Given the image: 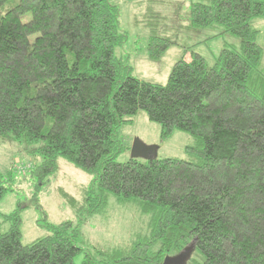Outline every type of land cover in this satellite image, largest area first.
Masks as SVG:
<instances>
[{
    "label": "trees",
    "instance_id": "obj_1",
    "mask_svg": "<svg viewBox=\"0 0 264 264\" xmlns=\"http://www.w3.org/2000/svg\"><path fill=\"white\" fill-rule=\"evenodd\" d=\"M153 8L143 21L149 59L184 49L164 85L135 77L128 58L117 56L128 35L112 0H20L0 15V144L23 143L42 159L32 168L37 185L57 172L60 157L94 175L83 190L89 213L113 195L152 216L149 238L108 261L85 254L78 263V225H48L50 235L25 245L16 210L0 233V264H162L193 242L200 264H264V52L252 25L264 17V0H190L179 30L198 37L191 47L170 31L157 34L165 16ZM205 30L216 34L201 41ZM228 34L239 45L227 43L214 66L195 51L186 58L190 48ZM139 111L161 126L162 140L190 134L187 152L196 161H117L127 149L119 130ZM9 182L0 173V202Z\"/></svg>",
    "mask_w": 264,
    "mask_h": 264
},
{
    "label": "rangeland",
    "instance_id": "obj_2",
    "mask_svg": "<svg viewBox=\"0 0 264 264\" xmlns=\"http://www.w3.org/2000/svg\"><path fill=\"white\" fill-rule=\"evenodd\" d=\"M19 1L10 0L0 7V15ZM112 1L121 8L120 29L128 35V41L116 49L117 56L128 58L135 77L152 83L166 84L172 67L184 55V49L180 45L173 46L159 61L150 60L147 46L151 30L143 21L146 9L153 8L152 3L148 0ZM158 1L160 4H156L153 11L156 10L165 17L160 16L158 19L157 34L163 36V32L167 30L169 33L172 32L170 35L176 43L189 47L196 43L198 37L179 30V24H186L189 17L190 0ZM30 17L31 15L25 16L23 21H28ZM252 25L260 30L258 42L264 52V17L254 19ZM202 34L201 41L216 32L205 30ZM207 42L190 48L186 58H190L191 52L195 51L204 56L208 66L212 67L227 43L238 46L240 40L228 34L225 37L209 39ZM262 66L264 68V54ZM119 136L127 148L117 157V161L121 163L131 159V149L136 140L154 147L158 159L178 158L196 161V157L187 152V148L195 144L190 134L175 131L172 136L162 140L161 126L150 121L144 111H139L133 116L132 123L122 126ZM41 161V158L28 154L23 143L9 141L0 144V173L10 176L8 184L11 188L0 202V233L9 230L11 222L6 216L16 210H20L22 215V243L25 245L50 235L48 225L71 222L75 226L78 225L77 244L84 251L77 257L78 263L83 260L85 254L97 260L108 261L115 250H127L139 236L150 237L152 216L142 213L134 201L122 203L111 195L103 209L97 213H89L90 205L84 199L83 190L90 187L94 175L82 171L62 157L58 158V170L49 181L37 185L32 168ZM159 248L160 243H156L152 252L158 251ZM175 255L176 253L171 251L166 257ZM202 262L200 252L193 250L187 264Z\"/></svg>",
    "mask_w": 264,
    "mask_h": 264
},
{
    "label": "water",
    "instance_id": "obj_3",
    "mask_svg": "<svg viewBox=\"0 0 264 264\" xmlns=\"http://www.w3.org/2000/svg\"><path fill=\"white\" fill-rule=\"evenodd\" d=\"M132 159H145L151 160L156 158V151L154 147H149L144 145L141 141L136 140L131 149ZM195 248V243L193 242L188 247H186L181 253L175 256H167L162 264H187L191 258V254Z\"/></svg>",
    "mask_w": 264,
    "mask_h": 264
}]
</instances>
